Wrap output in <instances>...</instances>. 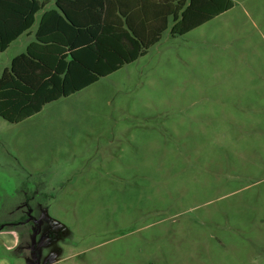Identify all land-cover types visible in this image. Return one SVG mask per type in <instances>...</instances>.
I'll use <instances>...</instances> for the list:
<instances>
[{
  "label": "rangeland",
  "instance_id": "obj_1",
  "mask_svg": "<svg viewBox=\"0 0 264 264\" xmlns=\"http://www.w3.org/2000/svg\"><path fill=\"white\" fill-rule=\"evenodd\" d=\"M231 2L0 117V225L18 237L0 242L5 264H264V0Z\"/></svg>",
  "mask_w": 264,
  "mask_h": 264
},
{
  "label": "trees",
  "instance_id": "obj_2",
  "mask_svg": "<svg viewBox=\"0 0 264 264\" xmlns=\"http://www.w3.org/2000/svg\"><path fill=\"white\" fill-rule=\"evenodd\" d=\"M47 1L0 0V52L30 28L35 13ZM68 3L56 0L63 17L48 12L41 19L52 33H38V43L30 44L1 72L0 117L6 121L20 122L46 103L144 55L167 29L168 19L170 34L182 35L232 7L231 0H133L98 11L95 5L69 7ZM76 11L101 13L97 16L101 19L76 20Z\"/></svg>",
  "mask_w": 264,
  "mask_h": 264
},
{
  "label": "crops",
  "instance_id": "obj_3",
  "mask_svg": "<svg viewBox=\"0 0 264 264\" xmlns=\"http://www.w3.org/2000/svg\"><path fill=\"white\" fill-rule=\"evenodd\" d=\"M69 3L67 4V6L69 7H72L74 5H77L79 4V6L81 7H87V6H98V11H100L101 9L105 8V5H113V7L115 5H128L130 3H132L133 0H67ZM48 12H52L53 16H57V15H60L63 17V14L60 12L59 8L56 6V0H48L47 2L43 3L41 8L35 13L34 15V21L32 23V25L30 26L29 29H27L26 31H24L23 33H21L14 41H12L10 43V45L7 47L9 48L12 44H14L16 41L18 40H21L23 38V36H26L24 37L26 41H24V43L22 44L23 46L20 48V50H18V53L15 54V56H12V58H10V62L11 60L16 57V56H19L21 54H24L28 48V46L32 43H38V40H37V35L38 33H41L42 35H49L52 33L51 31V28H50V25L48 24H44L43 23V26L41 25V19L44 15H46V13ZM37 14H40L39 15V19L35 25V29L33 30L32 27L34 26V23L36 22V16ZM97 16H101V13H97V14H90V13H85V12H80L78 13V11L75 12V14L73 15V17L76 19V20H82V21H86V20H91V19H101L100 18H97ZM51 22H53V18L50 19ZM171 21L170 19H168V22ZM209 21V20H208ZM50 22V21H49ZM50 22V23H51ZM40 28H41V32H40ZM152 46V45H151ZM6 48V49H7ZM150 48V47H149ZM148 48V49H149ZM5 49V50H6ZM148 51V50H147ZM147 53V52H146ZM142 56V55H141ZM139 57V56H138ZM137 57V58H138ZM136 58V59H137ZM10 66V64H9ZM120 69V68H119ZM101 78V77H100ZM97 81V80H96ZM95 81V82H96ZM94 83V82H93ZM92 84V83H91ZM90 85V84H89ZM88 85V86H89ZM87 87V86H86ZM85 88V87H84ZM83 89V88H82ZM81 90V89H80ZM79 91V90H78ZM77 92V91H76ZM71 95V94H70ZM69 96V95H68ZM64 97H67V96H64ZM60 98H63V97H60ZM58 98V99H60ZM56 99V100H58ZM54 100V101H56ZM53 102V101H51ZM50 103V102H48ZM47 104V103H46ZM45 104V105H46ZM44 106V105H43ZM42 109V108H41ZM38 113V112H37ZM36 114V113H35ZM34 115V114H33ZM32 115V116H33ZM31 117V116H30ZM29 118V117H28ZM27 119V118H26ZM6 225L5 224H1L0 225V242L3 243L1 245L5 246L6 249H11L15 244H17V240H18V237H16V234L14 235L13 231L12 230H7L6 229ZM11 236V238L13 239L12 240V243L10 242H7V236ZM10 243V244H9ZM6 244V245H4ZM0 264H5V259L3 257H0Z\"/></svg>",
  "mask_w": 264,
  "mask_h": 264
}]
</instances>
